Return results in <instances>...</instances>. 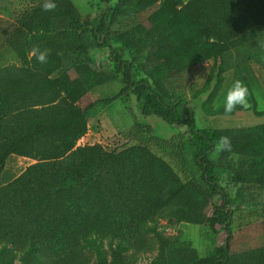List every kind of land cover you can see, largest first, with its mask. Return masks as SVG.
Segmentation results:
<instances>
[{
	"label": "trees",
	"instance_id": "1",
	"mask_svg": "<svg viewBox=\"0 0 264 264\" xmlns=\"http://www.w3.org/2000/svg\"><path fill=\"white\" fill-rule=\"evenodd\" d=\"M55 3L54 11L45 12L43 0H35L16 17L3 41L22 65L0 66V168L14 154L38 163L0 186V256L14 243L22 264L39 263L40 247L45 250L50 237H42L38 228L46 223V230L52 231L47 224L56 218V228L68 229L71 222L66 218L78 200L97 217L109 214L113 218L110 212L119 202L106 205L108 194L120 191L118 187L131 180L137 188L152 187L161 198L151 218L207 224L215 234H225L213 253L201 257L191 245L155 231L158 250L150 264H243L256 260L255 250L233 247L234 201L221 184L222 172L236 184L264 181L262 175L248 179L245 168L251 153L246 130L198 128L193 108L170 81L203 60L184 48L191 57L173 55L179 47V33L195 29L211 35L229 28L240 32L257 28L264 33V0H189L171 27L158 34L143 33L138 19L140 11L154 5L151 0H122L93 20L83 19L69 0ZM82 31L87 33L79 40ZM33 48L50 50L46 64L30 58ZM96 48L110 49L113 70L95 68L92 51ZM120 77L123 86L118 95L80 105L94 88ZM129 91L137 96L143 116L187 128L189 137L178 149L182 156H192L199 177L184 181L168 161L143 144L112 151L101 145L77 147L90 118ZM241 110L237 107L225 113L219 108L215 114L231 116ZM253 113L264 116V111L255 109ZM221 136L231 138L232 151L218 153L220 161L214 162L211 156L217 152L213 147ZM237 155L245 157L235 162ZM262 224L264 227V220ZM80 254L55 264H89V258ZM109 255L99 252L91 264H136L133 255L120 249Z\"/></svg>",
	"mask_w": 264,
	"mask_h": 264
},
{
	"label": "rangeland",
	"instance_id": "2",
	"mask_svg": "<svg viewBox=\"0 0 264 264\" xmlns=\"http://www.w3.org/2000/svg\"><path fill=\"white\" fill-rule=\"evenodd\" d=\"M69 1L83 19L93 20L100 18L106 8L120 5L122 0ZM151 1L155 2L154 5L140 11L138 19L143 33L158 34L171 27V22L179 18L182 6L189 0ZM33 2L35 0H0L2 67L22 65L13 52L4 47L3 41L16 17ZM240 31L237 29L232 31L229 28L204 35L199 34L202 31L194 29L179 33L177 35L179 47L173 55L177 58L191 57L184 53V50H188L196 57H203V60L180 72L170 83L174 89L182 93L186 103L193 108L198 128L246 130V142L251 156H248V165L245 169L250 179L257 175L264 176V128L261 127L264 125V116H256L253 113L255 109L264 111V33L257 28ZM86 33L80 32L79 40ZM190 47L193 49H189ZM110 53L109 48H96L92 51L96 69H114L115 61ZM236 80L243 81L248 88L249 107L242 108L231 116L216 115L215 111L223 108L226 94ZM122 86L120 77L117 82L94 88L80 101V105L87 106L95 100L114 97L118 95ZM156 137L160 140H155ZM188 137L187 128L183 125L167 124L156 116H143L137 96L129 91L90 118L87 132L77 147L101 145L105 150L112 151L143 144L168 161L187 182L193 176L200 175L192 156L190 154L182 156L178 149L182 141ZM219 157L220 155L215 153L211 159L219 162ZM242 157L245 156L237 155L234 158L235 162ZM36 163H38L36 160L27 157L11 155L5 166L0 168V186L18 178L28 167ZM249 181L244 180L241 184L232 183L222 172L221 184L234 201L231 225L233 247L236 250L251 249L257 252L256 260L243 264H264L262 224L264 181L259 184ZM133 182L126 180L118 187L120 191L108 194L106 205L111 204L110 201L119 202L118 208L110 212L113 218L109 214L97 217L86 206L79 204L78 200V204L74 205L76 208L71 209L70 215L66 218L71 222L68 229L56 228L59 223L56 218L53 224H47L52 231L46 230V223L40 230L38 228L39 234L42 237L46 234L50 240L46 243L45 250L41 245V261L37 264H55L60 259H69L71 255L80 253L85 254L89 258L88 263L91 264L99 252L109 255L113 249H120L126 255H133L136 264H150L158 250L155 231L175 239L179 244L191 245L201 257L213 253L223 243L225 234H215L207 224L178 222L175 218L157 216L151 218L156 215L161 198L152 187L137 188ZM8 224L9 222H6L7 226ZM18 249L14 243L8 244L5 254L0 256V264H22ZM108 258L110 259V255Z\"/></svg>",
	"mask_w": 264,
	"mask_h": 264
},
{
	"label": "clouds",
	"instance_id": "3",
	"mask_svg": "<svg viewBox=\"0 0 264 264\" xmlns=\"http://www.w3.org/2000/svg\"><path fill=\"white\" fill-rule=\"evenodd\" d=\"M56 8L55 0H43L42 10L45 12L54 11ZM50 55L49 49H44L41 51L39 48H33L29 56L35 57L37 61L41 64H46L48 62V57ZM248 88L243 81L236 80L233 82L232 86L229 88L224 103L223 109L225 113H231L239 108L247 109L249 107L248 103ZM213 150L217 153L221 152H231L232 151V141L228 136H221L219 140L213 147Z\"/></svg>",
	"mask_w": 264,
	"mask_h": 264
},
{
	"label": "built area",
	"instance_id": "4",
	"mask_svg": "<svg viewBox=\"0 0 264 264\" xmlns=\"http://www.w3.org/2000/svg\"><path fill=\"white\" fill-rule=\"evenodd\" d=\"M82 139H83V138H82ZM82 139H80V140L78 141V143H77L78 146L81 144V140H82Z\"/></svg>",
	"mask_w": 264,
	"mask_h": 264
}]
</instances>
